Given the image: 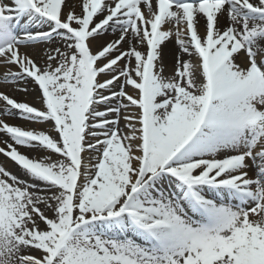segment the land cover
<instances>
[{
    "label": "snow or ice",
    "instance_id": "obj_1",
    "mask_svg": "<svg viewBox=\"0 0 264 264\" xmlns=\"http://www.w3.org/2000/svg\"><path fill=\"white\" fill-rule=\"evenodd\" d=\"M0 78V264H264V0H0Z\"/></svg>",
    "mask_w": 264,
    "mask_h": 264
},
{
    "label": "bare ground",
    "instance_id": "obj_2",
    "mask_svg": "<svg viewBox=\"0 0 264 264\" xmlns=\"http://www.w3.org/2000/svg\"><path fill=\"white\" fill-rule=\"evenodd\" d=\"M174 45L169 42V44L167 45V47L165 48V60H164V63L165 65L167 66L168 69H170L174 63ZM1 81H3L2 78H0V91H5L7 92L10 96H13L14 98H16L17 100H32L31 102H36L38 101L37 99V96H38V91L37 90H34L35 89V86L32 85L31 83H29L27 85L29 91L28 92H20V91H16L14 89L13 86L9 85V86H5V84L1 83ZM33 86V88L31 89L30 87ZM4 119L7 120V122L9 123H12L13 124V119L11 118H8V117H3ZM18 122H21L22 124H25V125H29L30 122H27V121H23V120H20L18 119ZM42 127L47 130L48 127L50 125L48 124H42ZM8 141V142H11L8 137L5 135V134H2L0 133V141ZM19 150L22 152V153H25L27 155H29L30 157H34V158H37L38 155L41 156V152L37 149H29V148H25V147H20ZM0 157H2V155H0ZM2 162H0V164H3L8 170H10L11 172L13 173H16V174H19V169L18 167L11 163L9 160H7L6 158L2 157L1 158Z\"/></svg>",
    "mask_w": 264,
    "mask_h": 264
},
{
    "label": "rangeland",
    "instance_id": "obj_3",
    "mask_svg": "<svg viewBox=\"0 0 264 264\" xmlns=\"http://www.w3.org/2000/svg\"><path fill=\"white\" fill-rule=\"evenodd\" d=\"M3 84H5V82L3 83ZM30 87V86H29ZM31 89L33 88V86L32 87H30ZM21 101H27V102H29V103H31V104H33V105H36V106H39L40 104H39V101H34V102H31L32 100H21ZM13 124H17V125H21V126H23L25 129H32V130H45L43 127H42V125H41V123H32V122H30V124L27 126V125H25V124H22L21 122H18V119H13ZM3 140L2 141H0V146H3ZM43 155V153H41V156ZM40 155H38V157L37 158H39V157H41ZM2 157H4L3 155H2ZM2 157H0V162H2L1 160V158ZM5 158V157H4ZM8 160V159H7ZM11 162V161H10ZM3 163V162H2ZM11 163H13V162H11ZM14 164V163H13Z\"/></svg>",
    "mask_w": 264,
    "mask_h": 264
}]
</instances>
